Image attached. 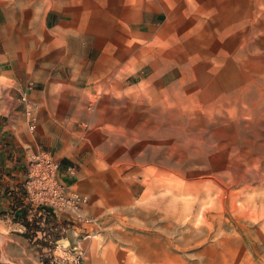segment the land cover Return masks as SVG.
I'll list each match as a JSON object with an SVG mask.
<instances>
[{
	"label": "rangeland",
	"instance_id": "1",
	"mask_svg": "<svg viewBox=\"0 0 264 264\" xmlns=\"http://www.w3.org/2000/svg\"><path fill=\"white\" fill-rule=\"evenodd\" d=\"M4 40L10 143L87 196L21 187L65 219L26 235L45 264H264V0H0Z\"/></svg>",
	"mask_w": 264,
	"mask_h": 264
},
{
	"label": "crops",
	"instance_id": "2",
	"mask_svg": "<svg viewBox=\"0 0 264 264\" xmlns=\"http://www.w3.org/2000/svg\"><path fill=\"white\" fill-rule=\"evenodd\" d=\"M25 37L26 42H34V35L29 31ZM12 43L4 40L0 47L7 48ZM23 58V56H21ZM11 142V133L8 122L0 115V264H45L44 259L40 256V248H36L28 240L26 235L35 230L40 234L46 230L44 224L49 221H57L56 229L61 231L64 217L58 212L56 215L48 216L41 211L37 212L35 204L28 198L24 199L21 193V187L24 186L27 177V163L23 149L20 145ZM63 167V166H62ZM30 202V203H29ZM29 204L31 208L24 209ZM33 223V224H32ZM37 230L34 226L37 225ZM42 227V228H41ZM57 242L52 248L55 252L62 251V245ZM47 249V247H43ZM58 264H62L61 257L54 258Z\"/></svg>",
	"mask_w": 264,
	"mask_h": 264
},
{
	"label": "built area",
	"instance_id": "3",
	"mask_svg": "<svg viewBox=\"0 0 264 264\" xmlns=\"http://www.w3.org/2000/svg\"><path fill=\"white\" fill-rule=\"evenodd\" d=\"M33 86L26 84L20 95L21 101L28 106L29 120L32 121L30 127H35L36 116L31 109L30 91ZM60 162L49 153H39L36 158L28 165L27 177L24 188L30 192V199L37 202L38 206L48 209L47 205L54 207L55 210L60 208H69L79 211L87 196L80 192L67 193L64 184L59 182L58 171ZM75 166H69L68 169L73 173Z\"/></svg>",
	"mask_w": 264,
	"mask_h": 264
}]
</instances>
